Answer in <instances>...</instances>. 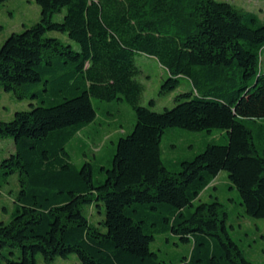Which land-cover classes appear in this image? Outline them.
Returning <instances> with one entry per match:
<instances>
[{"label":"trees","instance_id":"trees-1","mask_svg":"<svg viewBox=\"0 0 264 264\" xmlns=\"http://www.w3.org/2000/svg\"><path fill=\"white\" fill-rule=\"evenodd\" d=\"M36 2L39 19L0 46V86L31 100L0 120V138L12 137L15 147L0 158V191L10 175L19 181L12 212L0 221V247H20L21 256L6 264L74 252L81 264H167L151 248L166 233L192 244L173 264H255L230 235L225 205L194 200L226 170L245 213L264 217V23L219 0ZM51 30L79 49L47 36ZM137 52L169 71L162 91L176 89L181 76L192 90L163 111L142 105ZM93 97L108 103L96 106ZM115 99L132 106L136 122L118 138L110 166L75 163L67 143L101 114V126L115 121ZM171 127L225 130L228 142H207L172 170L162 157ZM94 204L97 222L85 210Z\"/></svg>","mask_w":264,"mask_h":264},{"label":"rangeland","instance_id":"rangeland-1","mask_svg":"<svg viewBox=\"0 0 264 264\" xmlns=\"http://www.w3.org/2000/svg\"><path fill=\"white\" fill-rule=\"evenodd\" d=\"M228 1L245 13H255L259 22L264 23V0H219ZM40 6L36 0H8L0 7V46L4 39L13 31H22L23 23L30 25L40 17ZM66 7L55 12L53 19L62 21ZM47 36H56L65 42H71L75 49L79 44L70 39L66 32L51 30ZM136 61L141 68L137 76L144 86L141 104L149 106L153 110L163 111L175 105V97L186 91L192 90V83L185 76L180 77L179 85L172 91H162L163 81L170 75L155 57L142 52L136 53ZM261 68L264 69V48L261 53ZM31 100L19 98L13 91H6L0 86V120H11L17 110L31 107ZM93 103H108L93 97ZM117 114L118 124L114 121L104 123L101 126L103 115L97 122L81 129L78 134L67 143V150L72 160L82 164L85 160L91 159L97 165L99 160L102 164L110 166V159L116 149V142L121 135L129 133L136 122V114L132 106L126 101L115 99L111 101ZM100 111L101 107L99 108ZM99 111V112H100ZM120 123L125 129L121 128ZM103 128L102 130H100ZM100 130V131H99ZM124 130L127 133H124ZM207 142L225 144L228 142V135L225 130L213 129L193 131L180 127H171L166 130L162 139L163 160L172 170L179 166L178 161L188 158L204 148ZM14 140L12 137L0 138V158L9 156L14 152ZM19 190L17 173L10 175L3 184L0 191V221L8 220L14 207V199ZM218 199L226 207L228 213L226 225L230 235L243 249L245 256L255 264H264V217H253L245 213L241 204L240 193L237 188L232 187L228 178V172L222 170L211 184L201 192L194 202L195 205L201 201H212ZM86 212L92 213L94 222L102 218L96 212V205L86 206ZM105 230V227H102ZM151 248L157 251L160 257L167 263H178L185 256L189 255L192 244L183 242L173 233L160 234L151 243ZM21 256L20 247H0V264H6L7 258L18 259ZM36 264H81L77 253H71L68 257L56 256L53 260L46 262L42 254L36 255Z\"/></svg>","mask_w":264,"mask_h":264},{"label":"crops","instance_id":"crops-1","mask_svg":"<svg viewBox=\"0 0 264 264\" xmlns=\"http://www.w3.org/2000/svg\"><path fill=\"white\" fill-rule=\"evenodd\" d=\"M26 25L25 23H23V26ZM112 122V121H111ZM106 123V122H105ZM114 124L117 125L118 124V119L116 118L114 121ZM121 128H123V125L120 123ZM103 128H101L100 130H102ZM124 129V128H123ZM99 130V131H100Z\"/></svg>","mask_w":264,"mask_h":264}]
</instances>
